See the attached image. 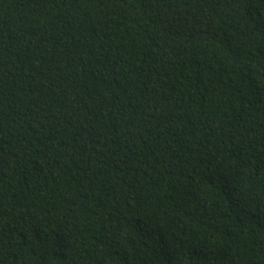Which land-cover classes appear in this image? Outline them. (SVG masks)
<instances>
[{"label":"trees","instance_id":"16d2710c","mask_svg":"<svg viewBox=\"0 0 264 264\" xmlns=\"http://www.w3.org/2000/svg\"><path fill=\"white\" fill-rule=\"evenodd\" d=\"M0 264H264V0H0Z\"/></svg>","mask_w":264,"mask_h":264}]
</instances>
